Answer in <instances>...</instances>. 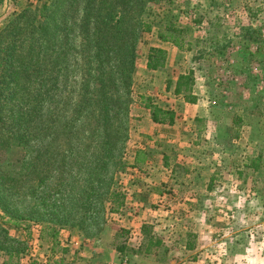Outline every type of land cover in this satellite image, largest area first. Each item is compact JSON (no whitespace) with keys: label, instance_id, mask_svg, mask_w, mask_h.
I'll list each match as a JSON object with an SVG mask.
<instances>
[{"label":"rangeland","instance_id":"obj_1","mask_svg":"<svg viewBox=\"0 0 264 264\" xmlns=\"http://www.w3.org/2000/svg\"><path fill=\"white\" fill-rule=\"evenodd\" d=\"M53 2L0 0V31L26 11L15 49L19 65L38 69L34 109L19 126L32 134L21 146L0 145V255H15L7 264L19 257L23 264H41L47 254L62 257L55 260L62 264H102L84 262L79 254L98 248L92 245L97 240L108 249L123 242L124 236L116 238L119 228L107 197L121 193L131 174L128 163L142 141V98L170 109L166 80L194 72L193 92L204 97L206 113L197 126L225 147L216 154L208 150L220 173L226 171L230 143L257 141L264 134V0ZM43 4L53 10L51 39L37 38ZM100 4L105 10L98 15ZM141 23H149L150 31H143ZM168 26L185 29L184 46L190 50L158 38ZM33 36L35 41H29ZM157 40L167 43L168 55L166 66L152 73L147 55ZM29 45H34L31 52ZM235 149L239 164L243 150ZM250 152L256 155L257 149ZM225 183L215 188L217 227L211 232L219 264H231L226 261L235 243L239 252L245 245L254 255L264 248L258 245L264 216L247 217L246 197L235 187L233 199V188Z\"/></svg>","mask_w":264,"mask_h":264},{"label":"crops","instance_id":"obj_2","mask_svg":"<svg viewBox=\"0 0 264 264\" xmlns=\"http://www.w3.org/2000/svg\"><path fill=\"white\" fill-rule=\"evenodd\" d=\"M166 44L157 40L152 47L168 55ZM165 66L164 62L160 68ZM158 69L150 71L155 73ZM189 72L182 71V74L169 77L165 82L164 90L172 96L169 100L173 104L169 106L170 110L174 112L172 125L153 123L149 110L145 108L138 121V136L142 141L132 151L128 163L131 174L126 176V186L120 193L122 204L114 206L115 210L110 213L116 226L125 231L120 243L124 252L119 254L115 248L108 249L106 242L101 244L102 240H97L92 245L98 248L94 247L92 251L84 248L80 252L84 262L97 260L102 264H117L119 260L121 264H219L221 260L215 257L212 247L215 233L211 232L217 227L213 220L218 211L214 205L217 199L215 188L223 180L227 187L233 188V199L236 198L235 187L246 197L243 210L247 217H251L250 213L264 216V134H259L257 141H252L251 137L243 143H230L232 151L226 154V171L220 173L218 164L213 161L214 156L209 155L208 150L216 154L225 147L213 138V133L207 135L204 128L197 126L206 117L205 111L201 110L205 106L204 97H197L193 88L194 103H188L184 97L175 94L178 77ZM193 76L195 84L194 72ZM209 136L210 139L207 138ZM236 147L243 150L239 164L235 158ZM251 149H257L256 155H250ZM258 225H263L259 229L264 232V221H259ZM209 235L210 238L207 237ZM258 245L264 246V237ZM262 250L254 255L244 245L239 252V245L235 243V252L226 262L264 264V248ZM11 256L15 257L14 254L0 255L1 264H6ZM3 257L7 260L4 261ZM57 258L62 257L53 258L47 254L42 255L39 261L41 264H62V260L55 261ZM17 262L23 264L20 257Z\"/></svg>","mask_w":264,"mask_h":264},{"label":"trees","instance_id":"obj_3","mask_svg":"<svg viewBox=\"0 0 264 264\" xmlns=\"http://www.w3.org/2000/svg\"><path fill=\"white\" fill-rule=\"evenodd\" d=\"M56 1L58 0H54L53 3L55 4ZM90 4L91 2L89 1L88 8ZM85 8L86 7H84V14H87ZM102 10L105 9L103 8V4H100L96 11L98 15H100ZM38 14L41 20H39L40 22L37 27L35 26V29L42 32L37 35V38L40 39L46 36V38L51 39L54 36L53 32L56 28V25L53 24L55 19L53 10H51V5L43 4ZM26 15L25 11L21 15L14 17L0 31V145L10 144L11 146H21L28 141V138L32 134V131H29L27 128L26 131H23L19 126H21V120H23L25 113L34 109V106L30 104L34 98L32 97L34 91H37L34 85L38 69L36 67H22L19 65L21 59L15 49L19 24ZM140 26H142L141 29L143 31H150L151 29L149 23H141ZM184 31L185 29H176L173 26H168L165 28L164 33L158 35V38L161 41L171 43L179 50L188 51L190 50V45L186 44L184 46ZM29 41H35V37H31ZM29 46L31 47V52L34 45ZM164 60L165 53L162 50L151 48L147 55L148 70H156L162 67ZM193 84V72H189L187 75H180L177 79L175 94L184 97L185 101L188 103H194L196 101V96L192 93ZM28 89L29 91H27ZM141 100L144 107L149 110L150 119L153 123L173 124L174 112L172 110L155 105L153 100L149 98H142ZM2 181L4 182L3 178ZM3 182L0 183V192L2 193H4ZM107 200L111 206L110 212L114 211L115 207H119L122 204V197L118 191L109 193ZM118 230L119 235L116 238L125 236L124 230ZM51 231L54 232L53 229ZM53 244L56 245L57 241H53ZM115 249L119 254L124 252V246L122 245H117Z\"/></svg>","mask_w":264,"mask_h":264}]
</instances>
